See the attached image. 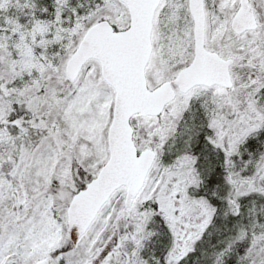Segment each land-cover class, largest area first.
<instances>
[{"label": "snow or ice", "instance_id": "1", "mask_svg": "<svg viewBox=\"0 0 264 264\" xmlns=\"http://www.w3.org/2000/svg\"><path fill=\"white\" fill-rule=\"evenodd\" d=\"M0 264H264V0H0Z\"/></svg>", "mask_w": 264, "mask_h": 264}]
</instances>
